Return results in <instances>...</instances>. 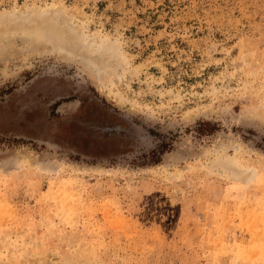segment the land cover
I'll use <instances>...</instances> for the list:
<instances>
[{
    "label": "rangeland",
    "instance_id": "374dc122",
    "mask_svg": "<svg viewBox=\"0 0 264 264\" xmlns=\"http://www.w3.org/2000/svg\"><path fill=\"white\" fill-rule=\"evenodd\" d=\"M0 264H264V0H0Z\"/></svg>",
    "mask_w": 264,
    "mask_h": 264
}]
</instances>
